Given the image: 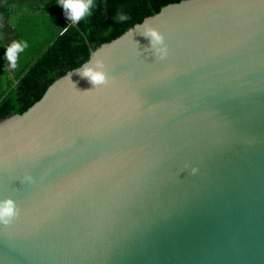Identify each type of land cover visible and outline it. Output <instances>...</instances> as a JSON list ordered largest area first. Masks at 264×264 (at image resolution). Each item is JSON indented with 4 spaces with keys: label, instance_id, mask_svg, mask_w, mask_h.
Segmentation results:
<instances>
[{
    "label": "water",
    "instance_id": "water-1",
    "mask_svg": "<svg viewBox=\"0 0 264 264\" xmlns=\"http://www.w3.org/2000/svg\"><path fill=\"white\" fill-rule=\"evenodd\" d=\"M82 33L107 83L80 65L0 118V264H264V0L169 3L96 49Z\"/></svg>",
    "mask_w": 264,
    "mask_h": 264
},
{
    "label": "trees",
    "instance_id": "trees-1",
    "mask_svg": "<svg viewBox=\"0 0 264 264\" xmlns=\"http://www.w3.org/2000/svg\"><path fill=\"white\" fill-rule=\"evenodd\" d=\"M21 1L14 0V4L12 3L16 14L26 7ZM178 1L180 0H93L92 14L81 19L79 27H76L67 22L68 18L57 0H41L40 13L26 15L16 23L15 30L19 33H15V37L18 41L25 37L29 39V29L21 31L19 24L25 26L33 19L35 22L32 24V31L37 33L42 29L50 37L42 46L32 51L34 53L17 75L15 84L11 80L9 88L1 93L0 118L25 112L43 97L56 79L89 59L90 46L82 32H85L91 46L96 49L142 22L145 17L156 14L167 4ZM30 4L33 2L29 1ZM42 5L46 7L42 8ZM5 6L0 5V10ZM120 13L127 15L128 19L119 21L117 17Z\"/></svg>",
    "mask_w": 264,
    "mask_h": 264
},
{
    "label": "clouds",
    "instance_id": "clouds-1",
    "mask_svg": "<svg viewBox=\"0 0 264 264\" xmlns=\"http://www.w3.org/2000/svg\"><path fill=\"white\" fill-rule=\"evenodd\" d=\"M57 4L63 9L64 15L73 23H78L81 19L92 14L93 0H57ZM119 21H125L128 16L120 13L117 17ZM150 41V50L153 55L164 59L167 55V47L164 44V37L161 33L146 27L141 33ZM28 47L26 41H13L5 50V59L10 66L15 67L18 55ZM75 72L82 78H86L93 87L107 83L108 73L104 60L98 55H94L88 62L75 69ZM69 78L71 73L68 74ZM193 172L196 169H192ZM18 214L15 203L12 199L0 200V223L9 224L12 218Z\"/></svg>",
    "mask_w": 264,
    "mask_h": 264
},
{
    "label": "crops",
    "instance_id": "crops-1",
    "mask_svg": "<svg viewBox=\"0 0 264 264\" xmlns=\"http://www.w3.org/2000/svg\"><path fill=\"white\" fill-rule=\"evenodd\" d=\"M30 1L31 2L34 1L33 3H36V2H40L41 0H30ZM12 3L14 4V0H0L1 6H3L4 4L6 5L4 9L0 10V40L3 43L4 54H5L6 48L15 40L14 39L15 35L13 34L12 31H13V29H15L16 23H18L19 21L24 19V17L26 15L31 14L28 11V9H26V10L22 11V12H26V13L20 12V13H22V15L17 18L16 16H18L20 13L16 14L14 12V8L12 7L13 6ZM45 7L46 6H42V8H45ZM36 12L40 13L41 8L40 9L36 8ZM9 13H11V14H9ZM34 22H35L34 19L30 21V23H32V24ZM26 42L28 44V41H26ZM33 51H35V50H33ZM33 53L34 52L30 51V48L28 46L26 48L25 53H23V54L21 53L18 55L15 67L10 66L9 62L6 63V59L3 58L2 60H4L6 64L2 63L0 65V83H2L1 78L9 79L11 73H13L14 69L16 68L18 70V72H17V74L16 73L13 74L15 76V78H14V81L12 82V84L13 83L15 84V82L17 81L16 80L17 75L23 70L25 64L28 63V61L30 60Z\"/></svg>",
    "mask_w": 264,
    "mask_h": 264
},
{
    "label": "rangeland",
    "instance_id": "rangeland-1",
    "mask_svg": "<svg viewBox=\"0 0 264 264\" xmlns=\"http://www.w3.org/2000/svg\"><path fill=\"white\" fill-rule=\"evenodd\" d=\"M18 0H16V2H17ZM29 1L30 0H22L21 1V3H22V5H25L26 7H25V9L24 10H26V9H28V11L31 13V14H33V15H37L38 13L36 12V8H38L39 9V7H41V3H39V2H36V3H38V6H36V3H33L32 5L30 4L29 5ZM32 2H34V1H32ZM17 4V3H16ZM18 4H19V2H18ZM35 4V5H34ZM43 6V5H42ZM22 13H26V12H22ZM22 13H20L18 16H16L17 18L18 17H20L21 15H22ZM20 25V27H19V30H21V31H23L25 28H27V29H29L28 31H29V33H28V37H29V39L28 38H23V40L24 41H28V46H29V48L31 49V51H33V50H36L37 48H39L40 46H42L48 39H49V37H50V35L49 34H46L45 33V31L44 30H42V29H39V31L36 33V32H34V31H32V29L34 28L33 26H32V23H27V25H25L24 26V24H19ZM13 34L15 35V33L17 34V32L19 33V31L18 30H15V29H13ZM20 38H21V36H20ZM15 40L14 41H18L17 39H16V37L14 38ZM19 39V38H18ZM21 40H22V38H21ZM20 40V41H21ZM3 49H4V47H3V43H2V41L0 40V65L2 64V63H4V64H6L8 61L6 60V63H5V61L4 60H2L3 58H5V54H4V51H3ZM26 52V49L24 50V52H22V54L23 53H25ZM21 54V53H20ZM17 72H18V70L15 68L14 69V72L13 73H11V75H10V78L9 79H5V78H1V80H2V83H0V95H1V93L2 92H4L5 90H7L8 88H9V82H11L10 80H12V82L14 81V78H15V76L13 75L14 73H16L17 74Z\"/></svg>",
    "mask_w": 264,
    "mask_h": 264
}]
</instances>
